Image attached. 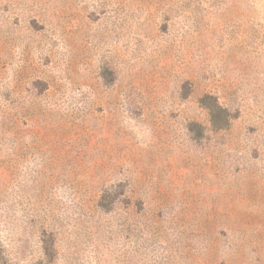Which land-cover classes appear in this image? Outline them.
I'll list each match as a JSON object with an SVG mask.
<instances>
[{
	"label": "rangeland",
	"instance_id": "1",
	"mask_svg": "<svg viewBox=\"0 0 264 264\" xmlns=\"http://www.w3.org/2000/svg\"><path fill=\"white\" fill-rule=\"evenodd\" d=\"M0 264H264V0H0Z\"/></svg>",
	"mask_w": 264,
	"mask_h": 264
}]
</instances>
